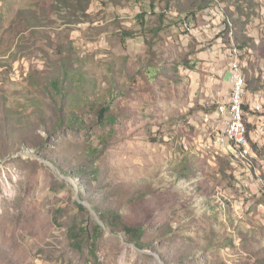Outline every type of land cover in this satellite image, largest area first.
Segmentation results:
<instances>
[{
    "label": "rangeland",
    "instance_id": "obj_1",
    "mask_svg": "<svg viewBox=\"0 0 264 264\" xmlns=\"http://www.w3.org/2000/svg\"><path fill=\"white\" fill-rule=\"evenodd\" d=\"M55 1L0 0V264H264V195L205 148L232 63L264 125V0Z\"/></svg>",
    "mask_w": 264,
    "mask_h": 264
},
{
    "label": "built area",
    "instance_id": "obj_2",
    "mask_svg": "<svg viewBox=\"0 0 264 264\" xmlns=\"http://www.w3.org/2000/svg\"><path fill=\"white\" fill-rule=\"evenodd\" d=\"M231 84L227 101L218 104L214 110V119L218 124L209 134L205 148L221 152L229 160L233 177L245 192L264 195V167H254L252 160H257L253 147H260L264 140V125L253 124L244 118L243 89L245 75L236 64H231L229 72ZM259 110L253 106L251 111ZM261 165V164H260Z\"/></svg>",
    "mask_w": 264,
    "mask_h": 264
},
{
    "label": "trees",
    "instance_id": "obj_3",
    "mask_svg": "<svg viewBox=\"0 0 264 264\" xmlns=\"http://www.w3.org/2000/svg\"><path fill=\"white\" fill-rule=\"evenodd\" d=\"M56 1H58V0H56ZM161 1H163L162 3H164V6L166 7V9L163 8L162 11L166 12V11L170 10L169 5L166 2V0H150V3H149L148 6L150 8H155V7H157V5H158V7H160L161 5L159 3H161ZM184 1L188 2L187 6H186L187 8L181 6L182 8H180V9L181 10L182 9H186L185 11H187V12L184 15V18L186 19V21L193 19L196 13H199V12H202V11L206 10L208 7L212 6L215 3L228 5L227 2H230V1H232L234 3V4H232L231 7L234 8L233 10L235 12L239 13L240 18L242 20H246L248 18V16H251V15L254 16V14H255V12L253 10L255 6L253 4H251V2H244V0H184ZM61 3L62 4L64 3L63 0H62ZM178 13H180V12H178ZM140 19H141V17H140ZM141 26L143 27V24H141ZM227 28L228 27L226 26V29ZM157 31H159V30L155 29L154 32L156 33ZM245 42H247V41L243 40L240 44H238L236 46V48L237 49H242V47L247 45V44H245ZM247 85L248 84L246 82V87H247ZM52 86H53V89H54L55 93L59 94L61 97H65V93L63 91V86L58 84V80H55L53 82ZM249 86L252 87L251 84H249ZM106 111H107V107H104V105H103V107H101V109L98 111V117H99L100 120L103 119L104 114L106 113ZM66 120H68L69 124H71L72 121H73V119H71V118L68 119V116L66 117ZM108 121L110 123L112 122L110 120H108ZM58 124L60 125V122ZM253 149H254V151H256L255 150V146L253 147ZM252 163H253L254 167H261L258 160H252ZM229 166H230L229 163H227V168ZM184 171H186V170L182 169V170H180V172L178 171V175L180 173H183ZM90 175L93 176L94 173L90 172ZM128 231H130V230H128ZM137 231L140 233L141 229H137Z\"/></svg>",
    "mask_w": 264,
    "mask_h": 264
}]
</instances>
